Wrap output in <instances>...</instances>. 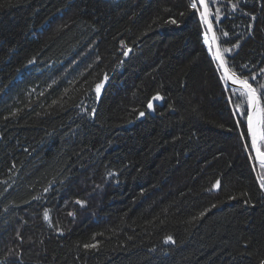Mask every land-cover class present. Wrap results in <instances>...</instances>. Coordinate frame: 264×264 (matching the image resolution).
Wrapping results in <instances>:
<instances>
[{
    "label": "trees",
    "instance_id": "1",
    "mask_svg": "<svg viewBox=\"0 0 264 264\" xmlns=\"http://www.w3.org/2000/svg\"><path fill=\"white\" fill-rule=\"evenodd\" d=\"M188 4L0 0V264L264 262L262 170ZM214 7L264 83V0Z\"/></svg>",
    "mask_w": 264,
    "mask_h": 264
},
{
    "label": "snow or ice",
    "instance_id": "2",
    "mask_svg": "<svg viewBox=\"0 0 264 264\" xmlns=\"http://www.w3.org/2000/svg\"><path fill=\"white\" fill-rule=\"evenodd\" d=\"M219 0H189L188 7L196 14H198L199 22L203 26V43L207 48L208 53L211 55L213 61L217 62L218 68L221 71V80L225 84V90L231 91L232 97L229 103L233 104V115H238L241 119L237 122L238 125L243 126L246 130L241 133V137L246 139L249 143L246 147L254 153L253 159L262 170L259 174V181L261 189H264V83L257 80L256 75L244 76L238 73L233 67L230 66L225 53H230V48L222 47L218 43L220 37L214 29V21H218L220 17V8L214 7ZM238 3H232V10L235 11ZM255 19V17H252ZM171 23H176L172 20ZM221 34L227 37L228 33L221 30ZM233 47H239L234 44ZM131 49L124 53L128 55ZM244 67H247L246 65ZM264 73V69L260 70ZM107 74L103 79L95 84V93L97 98L101 94L105 81H107ZM253 82H256L255 84ZM163 97L156 94L147 102L148 109H153V101H160ZM144 115L143 112L140 113ZM220 181L217 180L214 188H219ZM35 199V198H34ZM79 203V201H77ZM48 212L44 213V219L48 220ZM172 241L171 237L166 239V243ZM174 242V241H173ZM96 244H86L85 248H95ZM264 264V262H262Z\"/></svg>",
    "mask_w": 264,
    "mask_h": 264
},
{
    "label": "water",
    "instance_id": "3",
    "mask_svg": "<svg viewBox=\"0 0 264 264\" xmlns=\"http://www.w3.org/2000/svg\"><path fill=\"white\" fill-rule=\"evenodd\" d=\"M214 29H215V26H214ZM218 43H219V41H218ZM220 44V43H219ZM217 63V62H216ZM218 65V64H217ZM159 101H153V105L155 106L157 103H158ZM154 106H153V109H149L150 110V112H153V110H154ZM0 142H1V139H0ZM253 156H254V153H253Z\"/></svg>",
    "mask_w": 264,
    "mask_h": 264
}]
</instances>
